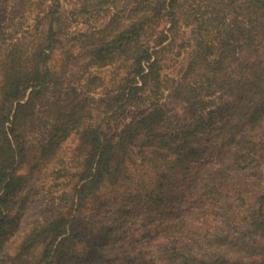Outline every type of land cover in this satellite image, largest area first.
<instances>
[{
  "label": "trees",
  "instance_id": "trees-1",
  "mask_svg": "<svg viewBox=\"0 0 264 264\" xmlns=\"http://www.w3.org/2000/svg\"><path fill=\"white\" fill-rule=\"evenodd\" d=\"M98 5L81 28L82 4L0 0V264H156L144 245L175 235L164 264L253 255L264 0Z\"/></svg>",
  "mask_w": 264,
  "mask_h": 264
},
{
  "label": "rangeland",
  "instance_id": "rangeland-1",
  "mask_svg": "<svg viewBox=\"0 0 264 264\" xmlns=\"http://www.w3.org/2000/svg\"><path fill=\"white\" fill-rule=\"evenodd\" d=\"M101 0H67V8H71L74 5L80 6L81 4L86 6L89 10V13L80 16L79 23H74L76 27H85L92 24H99L102 22L101 17L106 13L104 8H101L100 4ZM34 14L27 11L24 17H20L14 21H9L8 23H4L2 35L5 37L6 40L10 41V38H13V35L17 33L18 35L21 34L24 30L28 29L33 23ZM17 36V35H16ZM7 41V42H8ZM177 57H179L177 59ZM182 56H176V60H180ZM174 61V63H176ZM93 72L98 74L99 76L103 77L105 80L109 81L111 77L115 73V68L113 66L105 67V68H94ZM27 220L24 222L26 224ZM23 225V227L25 226ZM180 235H175L172 237H162L158 240H153L149 244H145L146 251L149 252V258L156 264H164L166 260V253L167 249L171 245L174 240H177ZM255 252L253 255H249L248 253H236L228 256V262L231 264H243L251 258L256 257L258 252H264V241L262 242H255L254 244ZM13 249H10V253H12Z\"/></svg>",
  "mask_w": 264,
  "mask_h": 264
}]
</instances>
